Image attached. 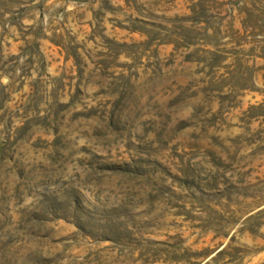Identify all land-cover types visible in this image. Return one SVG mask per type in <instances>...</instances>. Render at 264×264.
Listing matches in <instances>:
<instances>
[{"label":"rangeland","instance_id":"374dc122","mask_svg":"<svg viewBox=\"0 0 264 264\" xmlns=\"http://www.w3.org/2000/svg\"><path fill=\"white\" fill-rule=\"evenodd\" d=\"M0 264H264V0H0Z\"/></svg>","mask_w":264,"mask_h":264}]
</instances>
